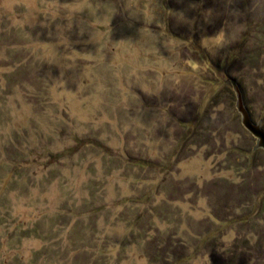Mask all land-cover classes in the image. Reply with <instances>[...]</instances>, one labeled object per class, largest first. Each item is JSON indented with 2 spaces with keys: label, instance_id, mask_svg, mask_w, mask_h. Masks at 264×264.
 I'll use <instances>...</instances> for the list:
<instances>
[{
  "label": "rangeland",
  "instance_id": "rangeland-1",
  "mask_svg": "<svg viewBox=\"0 0 264 264\" xmlns=\"http://www.w3.org/2000/svg\"><path fill=\"white\" fill-rule=\"evenodd\" d=\"M229 79L264 128V0H0V264H264Z\"/></svg>",
  "mask_w": 264,
  "mask_h": 264
},
{
  "label": "water",
  "instance_id": "water-1",
  "mask_svg": "<svg viewBox=\"0 0 264 264\" xmlns=\"http://www.w3.org/2000/svg\"><path fill=\"white\" fill-rule=\"evenodd\" d=\"M229 81L236 96L235 107L240 114L241 124L255 139L253 150L261 149L264 151V128L262 127L261 120L258 122L252 120L250 113L244 104L239 84L234 79H229Z\"/></svg>",
  "mask_w": 264,
  "mask_h": 264
},
{
  "label": "trees",
  "instance_id": "trees-1",
  "mask_svg": "<svg viewBox=\"0 0 264 264\" xmlns=\"http://www.w3.org/2000/svg\"><path fill=\"white\" fill-rule=\"evenodd\" d=\"M140 163H141V161H140Z\"/></svg>",
  "mask_w": 264,
  "mask_h": 264
}]
</instances>
